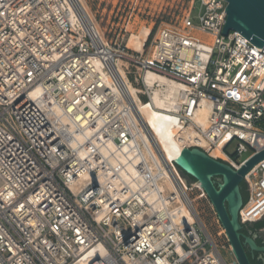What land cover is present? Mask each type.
<instances>
[{
	"label": "built area",
	"instance_id": "built-area-1",
	"mask_svg": "<svg viewBox=\"0 0 264 264\" xmlns=\"http://www.w3.org/2000/svg\"><path fill=\"white\" fill-rule=\"evenodd\" d=\"M197 2L203 13L195 25ZM224 4L192 0L179 22L154 36L152 31L144 51L136 53L126 47L127 28L108 39L75 0H0V264H75L97 245L104 253L94 252L87 264H238L222 226L211 232L196 211V202L209 201L192 189L194 180L186 181L189 189L180 198L185 210L196 211L198 222L178 214L174 195L159 190L163 167L173 169L175 162L163 160L117 74L121 61L146 104L148 71L181 83L175 109L167 113L177 133L195 131L184 149L239 169L264 150V47L235 31L222 36ZM204 102L209 114L202 128L195 118ZM88 130L91 136L75 146L76 136ZM97 136H103L101 146L111 142L126 150L122 167L137 190L126 183L105 193L96 178L70 188L86 172L95 177L103 170L112 181L120 177L102 161ZM234 141L230 158L225 150ZM84 149L101 162L80 159L77 152ZM216 150L227 159L212 158ZM244 179L250 198L238 211L241 224L264 214V160ZM116 194L123 200L116 201ZM221 251L232 256L230 263Z\"/></svg>",
	"mask_w": 264,
	"mask_h": 264
},
{
	"label": "bare ground",
	"instance_id": "bare-ground-1",
	"mask_svg": "<svg viewBox=\"0 0 264 264\" xmlns=\"http://www.w3.org/2000/svg\"><path fill=\"white\" fill-rule=\"evenodd\" d=\"M77 3L79 9L92 21V23L96 26L98 29L95 21L90 16L88 8L86 6V3L84 0H75ZM152 32L151 28H142L138 34L134 35L133 33L130 34V36L127 39V48L136 52V53H142L144 51V45L148 40V37L150 36ZM91 63L95 66L98 65V61L96 59H92ZM117 74L121 82L123 83L125 90L127 91L128 97L130 99V102L135 105V110L137 113H139L151 132L153 139L161 147L160 151L163 156L164 161H173L175 159H178L180 157L181 152L183 151L184 147L186 146V143L194 137L195 131L191 129V127H188L187 129H184L182 133H177L176 126L174 124L173 117L168 114L167 112L173 111L174 105L176 104V95L178 92L183 88V85L179 83L178 81L167 77L162 74H158L155 72L148 71L144 74V83L146 87L148 88L150 92V102L148 104L141 102L139 96L137 93L140 91L139 88L132 85V83L127 78L123 68L121 67V61H117ZM103 81H105V77L102 76ZM39 94V90L35 91L32 94V98L36 99V97ZM41 108H44V104L41 105ZM208 114H209V108L207 104L203 103V109L199 110L197 112L195 123L202 128H205L208 122ZM91 130H88L85 135H78L76 136V143L75 146L79 143H83L87 138L91 136ZM148 138V137H147ZM146 138V139H147ZM103 139V136H97V139L94 141V146L99 148L101 150L102 158H105L106 160L102 159V161L107 162L106 165H109V167L115 168L120 177H116L113 181L109 179L108 174L103 173V170H100L96 176H92L89 173H84L81 175V178L79 182L76 184H72L70 188L74 191L78 189L79 186H82L85 184V182L89 179H94L105 186L104 192L107 193V191L112 192L114 188L119 189L120 187H123L127 185L130 187L131 190H137L138 184L133 183L129 181V176L125 172L124 167L122 165L127 163V158L124 155L123 151H126L125 149H117V146L115 143H108L109 147H104L100 145L101 140ZM149 140V138H148ZM152 144V142H150ZM111 151H115L116 156L114 157L111 155ZM78 157L82 160L88 159L89 162L92 165L100 163V157L94 156L92 153H89L88 150H79L77 152ZM212 158L216 159H223L226 160V155L219 150L211 152L210 155ZM103 162V163H104ZM163 182L158 184L159 190L163 193V190L167 187L169 194L174 195L176 198V201L180 204V207L182 209V212L180 213L183 215V217L193 220L194 222H198L197 216L195 212L197 211H187L183 208L181 205V195H186V192L184 190H187V185L184 181V179L179 174V170L176 166L173 167V169H167L166 167H163ZM129 171H132L134 173L132 168H129ZM174 175H177V177L180 180V183H182V188L179 184V187L174 183ZM111 182V184L109 183ZM193 188H197L200 191H202L205 195V192L203 191L201 185L199 182L193 183ZM130 195L131 193L128 192ZM168 194V195H169ZM141 195H144L142 193ZM148 195H154V194H148ZM116 201L120 202L123 200V194H116L115 196ZM151 202V201H150ZM167 204H171V201L168 199L166 200ZM162 208H164L162 204ZM196 209V208H195ZM194 209V210H195ZM224 231V229H223ZM99 251V255L104 253V249L102 245H97L94 247V250L89 253H84L75 264H87L89 259L93 256V253Z\"/></svg>",
	"mask_w": 264,
	"mask_h": 264
},
{
	"label": "water",
	"instance_id": "water-1",
	"mask_svg": "<svg viewBox=\"0 0 264 264\" xmlns=\"http://www.w3.org/2000/svg\"><path fill=\"white\" fill-rule=\"evenodd\" d=\"M226 13V23L222 36L229 31L238 32L256 48L264 47V0H223ZM264 160V150L247 160L237 170L227 164L211 159L197 149H184L180 157L174 160L176 167L186 176L199 182L216 217L225 231L232 249V254L238 264H250L245 247L251 252L264 254V246L242 234L243 227L264 220V214L255 222L240 223L238 211L250 198V187L244 176L260 161ZM247 193L242 196L241 185ZM264 240V231L261 234Z\"/></svg>",
	"mask_w": 264,
	"mask_h": 264
},
{
	"label": "rangeland",
	"instance_id": "rangeland-1",
	"mask_svg": "<svg viewBox=\"0 0 264 264\" xmlns=\"http://www.w3.org/2000/svg\"><path fill=\"white\" fill-rule=\"evenodd\" d=\"M88 8L90 16L95 21L97 27L108 36L110 39L113 35L116 37L119 30L127 28L128 35L138 34L142 28H151L153 36L158 29L167 26H173L179 22L185 11L190 7L192 0H84ZM203 13L199 2L196 3L192 15L193 24L199 23V15ZM128 36V37H129ZM128 37H126L128 39ZM127 46V40H126ZM150 44H146L148 49ZM264 98V96H263ZM264 131V123L261 126ZM237 142L230 144L225 154L233 158L236 154ZM251 151L241 154L238 161L245 159ZM180 171V170H179ZM187 182L193 181L190 177L182 172H179ZM187 188L189 189L188 185ZM192 189H197L193 188ZM167 187L163 190V195H168ZM191 195H199L198 192H193ZM196 210H198L201 219L207 223L211 232L220 231V223L214 212L211 210L210 203L207 201L196 202ZM222 258L230 263L232 256L227 251H221Z\"/></svg>",
	"mask_w": 264,
	"mask_h": 264
},
{
	"label": "flooded vegetation",
	"instance_id": "flooded-vegetation-1",
	"mask_svg": "<svg viewBox=\"0 0 264 264\" xmlns=\"http://www.w3.org/2000/svg\"><path fill=\"white\" fill-rule=\"evenodd\" d=\"M264 231V220L252 224L249 227H243L242 234L251 238L259 247L264 246V240L261 237ZM246 254L250 260V264H264V254L251 252L248 247H245Z\"/></svg>",
	"mask_w": 264,
	"mask_h": 264
},
{
	"label": "trees",
	"instance_id": "trees-1",
	"mask_svg": "<svg viewBox=\"0 0 264 264\" xmlns=\"http://www.w3.org/2000/svg\"><path fill=\"white\" fill-rule=\"evenodd\" d=\"M241 193H242V196H246L247 197V193H246V190H245V186L242 184L241 185Z\"/></svg>",
	"mask_w": 264,
	"mask_h": 264
}]
</instances>
